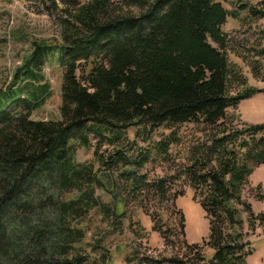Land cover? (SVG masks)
<instances>
[{
	"label": "trees",
	"instance_id": "16d2710c",
	"mask_svg": "<svg viewBox=\"0 0 264 264\" xmlns=\"http://www.w3.org/2000/svg\"><path fill=\"white\" fill-rule=\"evenodd\" d=\"M58 1L60 120L30 119L43 85L35 94L0 95V264H90L81 222L95 210L113 224L130 205L150 218L166 245L161 214L170 212L185 248L212 250L210 259L197 254L202 264H244L249 233L264 232V213L255 214L241 197L253 169L264 164V124L234 128L225 121L229 107L259 91L245 88L246 77L226 54L222 26L236 14L217 0ZM238 8L264 19V8ZM43 50L34 47L23 78L40 81L35 71ZM185 124L210 136L190 141L177 174L141 172L154 161H170L179 138L130 140L125 131ZM90 137L111 146L106 157L94 152L106 183L91 162L75 160L77 146L90 147ZM186 187L208 221L201 245L185 242L176 200ZM254 189L261 200L260 187Z\"/></svg>",
	"mask_w": 264,
	"mask_h": 264
},
{
	"label": "rangeland",
	"instance_id": "374dc122",
	"mask_svg": "<svg viewBox=\"0 0 264 264\" xmlns=\"http://www.w3.org/2000/svg\"><path fill=\"white\" fill-rule=\"evenodd\" d=\"M230 13L222 31L227 35L226 54L228 60L236 64L247 79L246 87L258 92L238 102L237 106L227 109L228 125L241 128L246 124H264V19L250 18L247 11L238 8L242 4L264 8V0H217ZM63 6L58 0H0V95L11 94L14 90L26 96L35 94L39 86L41 96L38 105L32 110L30 119L35 121L60 120L61 85L63 69L60 67L61 45L59 18ZM44 48L45 59L35 73L41 78L33 82L32 77L23 78V66L32 54L34 47ZM29 68L33 67L29 63ZM195 124H185L173 130L160 127L152 132L141 128H131L125 135L134 140L135 136H152L158 141L167 136L179 138L177 145L169 151L170 161H154L144 166L141 172L151 177L176 175V168L186 157L190 141L210 136ZM90 147L77 146L75 160L91 162L98 174L107 182L103 170L96 163L98 155L106 157L112 151L106 142L97 143L90 137ZM138 146L146 148L147 143L138 141ZM180 183L174 189H180ZM260 187L263 198L259 200L254 188ZM96 195L103 202H110V196L103 190H96ZM241 197L249 202L255 214L264 213V164L253 169L248 178V185L242 189ZM176 206L183 213L185 220V242L202 244L209 234L208 221L201 207L192 199V190L186 187L183 196L177 198ZM124 218L113 224L105 222L94 210L81 222L85 232L82 252L89 257L90 264H202L197 254L203 253L207 259L212 257V250L207 248L187 249L182 244L183 238L175 228V217L163 211L161 223L168 236L167 245L159 233L151 229L150 218L136 206L124 208ZM122 207L118 208V212ZM245 218V216H243ZM120 223V224H119ZM246 230V225L244 226ZM251 253L244 256V264H264V232L258 227L254 234L249 233Z\"/></svg>",
	"mask_w": 264,
	"mask_h": 264
}]
</instances>
